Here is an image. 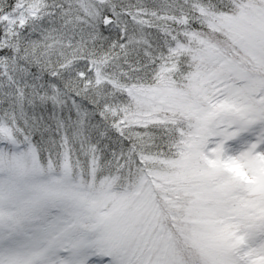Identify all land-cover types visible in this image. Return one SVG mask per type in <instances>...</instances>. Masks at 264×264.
Masks as SVG:
<instances>
[{
    "label": "snow or ice",
    "instance_id": "6c2138e0",
    "mask_svg": "<svg viewBox=\"0 0 264 264\" xmlns=\"http://www.w3.org/2000/svg\"><path fill=\"white\" fill-rule=\"evenodd\" d=\"M0 264H264V0H0Z\"/></svg>",
    "mask_w": 264,
    "mask_h": 264
}]
</instances>
